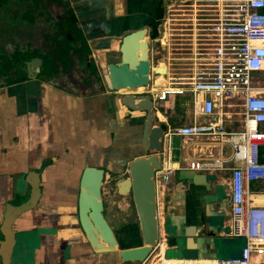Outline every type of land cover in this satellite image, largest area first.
I'll return each mask as SVG.
<instances>
[{
    "label": "crops",
    "instance_id": "obj_1",
    "mask_svg": "<svg viewBox=\"0 0 264 264\" xmlns=\"http://www.w3.org/2000/svg\"><path fill=\"white\" fill-rule=\"evenodd\" d=\"M71 1L101 77L99 86L77 93L39 79L0 85V224L7 207L24 202L31 191L30 181H36L40 190L36 205L20 213L12 224L23 264H124L115 255L90 250L77 220L78 180L84 165L101 166L102 200L111 224L107 222L112 229L127 227L140 237L134 206L130 208L125 200L129 193L121 195L110 182L113 176L126 175L129 159L143 154L144 114L129 110L121 102L122 94L108 89L104 64L118 56L105 49L116 47L114 37L122 31L100 29L104 7L109 9L108 18L120 15L124 27L131 11L147 12L148 20L154 21L160 6L158 0H134L130 8L128 0H118L116 10L114 0ZM156 34H148V43ZM160 60L155 69L164 73L165 58ZM253 81L264 85V68L254 74ZM144 89L140 87L139 93ZM162 102L167 118L155 113V121L164 123L167 130L158 173L170 172L166 185L156 183L158 239L147 257L160 255L173 264H217L220 258L238 256L245 240L231 229L229 180L231 167L239 161L231 157L229 142L174 133L195 119L205 121L202 116L194 119L188 97ZM224 123L230 141H238L242 130L238 104ZM171 135L180 137L176 148L171 146ZM259 157L264 160V145ZM196 161L199 167H192L190 163ZM250 189L253 200L264 203V179L252 181ZM115 195L120 200L114 202ZM130 263L140 264H126Z\"/></svg>",
    "mask_w": 264,
    "mask_h": 264
},
{
    "label": "built area",
    "instance_id": "obj_2",
    "mask_svg": "<svg viewBox=\"0 0 264 264\" xmlns=\"http://www.w3.org/2000/svg\"><path fill=\"white\" fill-rule=\"evenodd\" d=\"M178 1L167 6L165 29L156 37L166 71L155 69L160 59L151 65L143 92L160 102L188 97L194 119L205 118L180 125L174 133L230 143L231 157L239 161L231 167L229 180L231 229L245 241L238 256L220 258L217 264H264V203L255 202L250 189L252 181L264 179V160L259 157L264 145V85L253 81L264 68V0H192V13L187 12L188 0ZM236 104L242 130L239 140L231 142L224 120ZM155 112L166 120L162 111ZM190 165L199 167L200 162ZM169 172L157 171L156 183L166 185ZM140 264L173 263L159 255Z\"/></svg>",
    "mask_w": 264,
    "mask_h": 264
},
{
    "label": "water",
    "instance_id": "obj_3",
    "mask_svg": "<svg viewBox=\"0 0 264 264\" xmlns=\"http://www.w3.org/2000/svg\"><path fill=\"white\" fill-rule=\"evenodd\" d=\"M131 44L135 45L132 50L129 48ZM135 50L138 54L134 53ZM118 51V61L104 64V79L108 89L122 94L121 102L129 110L144 114L141 133L143 154L129 159L126 163V175L114 176L112 182L121 195H131L138 220L140 244L123 247L119 236L104 217L101 194L104 169L101 166L87 164L81 169L77 192V220L94 254H112L118 262L123 263L143 261L157 243L155 173L161 167L167 127L164 123L155 121L156 112L151 95L139 93L140 87L147 86L152 70L146 29L143 27L124 33L120 38ZM30 184L29 197L20 204L9 205L4 212L0 224L1 264H11L13 261L15 231L12 224L15 218L37 203L39 187L36 181H30ZM23 262L24 260L22 264Z\"/></svg>",
    "mask_w": 264,
    "mask_h": 264
},
{
    "label": "flooded vegetation",
    "instance_id": "obj_4",
    "mask_svg": "<svg viewBox=\"0 0 264 264\" xmlns=\"http://www.w3.org/2000/svg\"><path fill=\"white\" fill-rule=\"evenodd\" d=\"M132 1L128 0L130 8ZM117 3L118 0L113 1L116 10ZM108 10L104 7L102 11L100 31L128 33L143 28L141 25H149L147 12L131 11L123 27L120 15L108 18ZM72 13L75 14L71 0H0V85L39 79L77 93L96 90L101 77L92 70L96 65L89 42L72 32L83 31L78 20L71 18ZM148 32L146 30V37L152 33ZM122 35L114 37L115 42L118 41L116 47L106 48L105 53H115L119 59ZM18 251L14 245L13 264H22V253Z\"/></svg>",
    "mask_w": 264,
    "mask_h": 264
},
{
    "label": "rangeland",
    "instance_id": "obj_5",
    "mask_svg": "<svg viewBox=\"0 0 264 264\" xmlns=\"http://www.w3.org/2000/svg\"><path fill=\"white\" fill-rule=\"evenodd\" d=\"M159 1L160 0H158V3H157V5H159L160 6V11L157 13V15H156V17H155V19H154V21H152V20H150L149 22H148V24L149 25H141V26H144V28L147 30V31H156V35H155V38H152V39H150V43H151V48H150V44L148 43V49H151V51H150V54H149V60H150V62H151V65H153V66H155L156 65V63H157V60H159L160 58H165L164 56V50L161 48V46H159V44H158V42H156V37L157 36H161V32L165 29V27H164V21H165V19L167 18V16H168V8H167V6L168 5H170V4H172V3H174V1H178V0H162V4L161 3H159ZM179 2V1H178ZM177 2V3H178ZM188 3H187V7H188V9H190L189 8V6H192V4H193V2H192V0H188L187 1ZM188 13H192V10L190 9L189 11H187ZM164 18V19H163ZM150 25H151V27H150ZM125 32H127V31H122V33L121 34H124ZM148 32V33H149ZM148 38V36L146 37V39ZM118 42V41H117ZM156 50H158L159 51V53H158V51H156ZM115 54V53H114ZM115 60H117L118 58H114ZM104 73V72H103ZM104 75V74H103ZM144 93V92H143ZM164 102H160V101H154V107H155V109H158V110H164L165 108H164V104H163ZM175 117V116H174ZM172 122L174 121V122H178L177 120H176V118H172V120H171ZM179 142H180V137L179 136H176V135H171V146L174 148H176L177 146H178V144H179ZM114 177V176H113ZM107 184H109V182H107L106 183V187H107ZM110 184H113V182L111 181L110 182ZM102 186H103V184H102ZM104 190L103 191H106V189L105 188H103ZM104 194H107V192H105ZM104 197H105V199L107 200V198L108 197H106L105 195H104ZM120 197H116V195L115 196H113V201L114 202H116V201H118L117 199H119ZM120 200V199H119ZM128 203H129V207L130 208H132L133 207V202H132V199H131V195L129 194L128 196H127V198L125 199ZM103 215H104V217L106 218L107 216H106V213H105V209H104V205H103ZM106 220H108V218L106 219ZM108 222H109V220H108ZM110 223V222H109ZM111 224V223H110ZM114 231L117 233V235L119 236V242H120V244L123 246V247H125V246H129V245H131V244H137V243H139L140 242V239H139V236H137L136 235V233L135 232H133V231H131L130 229L128 230V228L127 227H123L122 229H120V228H116L115 227V229H114ZM127 231V232H126ZM18 234H19V232L17 233V236H18ZM30 247V246H29ZM16 251H17V247H16ZM29 258V256L27 257V259ZM31 261V260H30ZM30 263V262H29ZM124 264H126V263H128V262H123ZM136 263H138V262H136ZM11 264H13V261H12V263ZM115 264H118V263H115ZM130 264H132V263H130ZM135 264V263H134Z\"/></svg>",
    "mask_w": 264,
    "mask_h": 264
},
{
    "label": "trees",
    "instance_id": "obj_6",
    "mask_svg": "<svg viewBox=\"0 0 264 264\" xmlns=\"http://www.w3.org/2000/svg\"><path fill=\"white\" fill-rule=\"evenodd\" d=\"M71 18H72L73 20L77 21V18H76V16H75L74 13L71 14ZM72 32L75 33V34H77V36L82 37V39H83V41H84V36L82 35L81 31H72ZM92 70H93V72H95V73L97 72V71H96V68H95L94 66L92 67Z\"/></svg>",
    "mask_w": 264,
    "mask_h": 264
},
{
    "label": "bare ground",
    "instance_id": "obj_7",
    "mask_svg": "<svg viewBox=\"0 0 264 264\" xmlns=\"http://www.w3.org/2000/svg\"><path fill=\"white\" fill-rule=\"evenodd\" d=\"M138 41H139V42H138V43H139V47H141V42H140L141 39H139ZM132 47L134 48L135 45H134V44L129 45V48H130L131 50H132ZM139 49H140V48H139ZM132 53H133V51H132ZM134 53H135V54H138V51L135 50ZM136 262L141 263V261H136ZM208 263H209V262H208ZM203 264H204V263H203Z\"/></svg>",
    "mask_w": 264,
    "mask_h": 264
}]
</instances>
